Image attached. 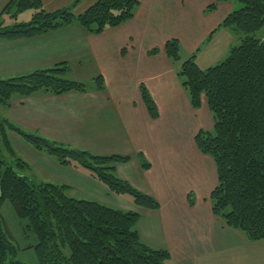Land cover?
<instances>
[{"label": "crops", "instance_id": "1", "mask_svg": "<svg viewBox=\"0 0 264 264\" xmlns=\"http://www.w3.org/2000/svg\"><path fill=\"white\" fill-rule=\"evenodd\" d=\"M8 1L0 0V21L6 25L11 21L6 23L1 12ZM40 1L52 11L74 0ZM95 1L79 0L73 13L83 12ZM212 3L139 0L132 19L98 34L71 24L30 38H0V79L66 63L72 79L91 80L101 75L105 85L103 90L17 96L6 107L5 118L30 133L70 147L130 155L129 162L116 165L117 175L156 198L159 207L148 209L128 199L112 200L118 209L139 214L136 228L142 241L166 249L170 254L167 264H264V239L247 240L211 212L209 195L216 184L215 167L194 142L199 129H209L211 114L205 99L200 108L191 107L174 63L162 48L167 39L176 38L180 51L195 53L196 59L205 43H222V32L231 31L239 37L234 29L219 27L235 9V1L219 2L207 11ZM154 47L159 51L149 54ZM213 49L212 55H217L218 47ZM140 83L157 104L159 116L155 119L149 117L141 100ZM139 152L150 163L149 168L141 167ZM181 157L187 162H181ZM191 180L194 183L190 184ZM95 184L103 196L110 192Z\"/></svg>", "mask_w": 264, "mask_h": 264}, {"label": "trees", "instance_id": "2", "mask_svg": "<svg viewBox=\"0 0 264 264\" xmlns=\"http://www.w3.org/2000/svg\"><path fill=\"white\" fill-rule=\"evenodd\" d=\"M240 2L220 22L239 32L241 42L232 47L220 63L200 68L195 53L183 61L176 76L187 92L194 109L205 99L212 116V130L199 129L194 142L200 152L211 157L216 185L210 192L211 212L249 241L264 239V0H213L207 11L219 2ZM79 0L56 10H46L40 0H9L1 14L16 18L31 9L27 22L4 24L0 21V38H30L71 24L98 34L133 18L139 0H96L79 14L73 8ZM163 50L174 63L180 60V43L167 39ZM157 47L149 50L154 55ZM66 63L36 69L27 74L0 79V104L8 105L13 95L30 96L42 91L51 95L86 92L105 88L101 75L93 85L70 79ZM141 100L149 117L159 116L156 102L149 90L139 84ZM5 125V126H4ZM6 128L14 131L36 150L44 151L62 166L75 165L105 184L115 194H128L141 207L157 209L159 203L120 178L116 165L127 163L130 155L94 154L64 143L30 133L0 118V264H23L16 259L18 245L11 238L1 214L4 201L14 208L24 229L34 234L32 245L39 264H167L166 249L148 246L136 225L140 216L135 211L110 208L96 201L74 199L66 195L67 185L35 183L21 171L28 164L15 156ZM137 157L143 169L150 167L145 156ZM13 158V160H12ZM192 203V197L189 195Z\"/></svg>", "mask_w": 264, "mask_h": 264}, {"label": "rangeland", "instance_id": "3", "mask_svg": "<svg viewBox=\"0 0 264 264\" xmlns=\"http://www.w3.org/2000/svg\"><path fill=\"white\" fill-rule=\"evenodd\" d=\"M235 3H236L235 9L241 7L240 2H235ZM31 13H32L31 9H26L19 12L15 19L10 17L6 13H4L2 17H5L6 23L8 21H11V23H13L14 21L27 22L30 19ZM222 33H223L221 36L222 43L219 44L212 42L211 44H209V46H205L206 43L204 44V46L203 45L201 46V51L198 53V56L195 59V62H197L200 68L205 69L207 67L214 66L220 63L222 60L226 58L229 50L232 47L240 44L241 38L240 36L238 37L237 34H233L231 31L222 32ZM258 36L264 37V27L258 32ZM213 46H215L216 48L218 47L217 55H212V52L215 50L213 49ZM189 56L190 55H187L185 52L180 51L181 58L179 61L174 62L173 65L175 72L179 69L181 63L186 59H188ZM65 76L70 79L73 78V74L70 72ZM91 80L84 79L81 82H84L87 85H89L91 84L90 83ZM13 98H18V97L17 95H13L8 105L6 106L0 104V118L6 117V110H7L6 107H10L11 100ZM210 118L212 119V116H210ZM212 124L213 123L211 121V124L209 125V129L206 128L204 129L212 130ZM6 134L14 149L15 156L22 159L28 164V168L21 171V174L27 176L35 183L48 182L52 184L62 185L63 182L61 180H64L71 184L67 188L68 190L65 191L67 196L74 199L96 201L100 204H103L105 206L114 209H118V207H116L118 206L117 205L118 203L112 200L115 197L118 198L120 201H125L128 199L130 200V202H132L133 199L130 195L115 194L111 192L105 184L93 178L86 169L80 166H77L76 168L69 165L62 166L55 160V158L48 155L46 152L36 150L31 144H29L24 138H22L14 131L8 130L6 128ZM119 142L120 141H117V143H115L116 146H119ZM0 148L3 150V153L7 158V160L11 161L1 142V133H0ZM92 153L101 154L95 152ZM119 154H123V153L119 152ZM179 160L181 162H185V161L187 162L186 158L183 157H181ZM212 177L215 178L213 173H212ZM95 181L101 184L103 187L107 188L108 191L110 192L109 193L107 192V194L103 196L102 194L103 190L95 184ZM191 183H194V181L191 180L190 184ZM1 214L5 221V225L8 230V233L10 234L14 242L18 245L19 250L16 259L23 264H39L35 256L34 250L32 248V245L36 243V239L33 233H31L30 231H26L24 229L25 221L18 218L14 208L8 201L3 202L1 208Z\"/></svg>", "mask_w": 264, "mask_h": 264}]
</instances>
